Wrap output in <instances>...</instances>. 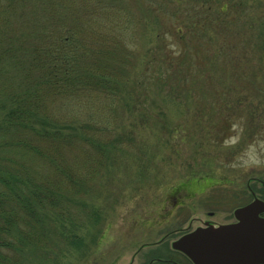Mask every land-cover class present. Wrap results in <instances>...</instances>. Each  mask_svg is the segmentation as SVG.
I'll use <instances>...</instances> for the list:
<instances>
[{"label":"rangeland","instance_id":"1","mask_svg":"<svg viewBox=\"0 0 264 264\" xmlns=\"http://www.w3.org/2000/svg\"><path fill=\"white\" fill-rule=\"evenodd\" d=\"M109 1L115 19L93 7L109 31L94 26L89 56L108 75L126 73L116 134L130 136L94 190L70 202L85 243L65 264H192L173 242L264 201V0ZM126 34L133 52L112 47ZM24 253L25 264L50 257Z\"/></svg>","mask_w":264,"mask_h":264},{"label":"trees","instance_id":"2","mask_svg":"<svg viewBox=\"0 0 264 264\" xmlns=\"http://www.w3.org/2000/svg\"><path fill=\"white\" fill-rule=\"evenodd\" d=\"M100 1L0 0V264H25L27 249L48 252L43 264L81 254L83 216L70 202L94 190L130 136L116 134L127 114L118 108L126 73L108 75L89 56L94 26L109 31L93 7L116 18L113 1ZM129 36L112 47L133 52Z\"/></svg>","mask_w":264,"mask_h":264},{"label":"water","instance_id":"3","mask_svg":"<svg viewBox=\"0 0 264 264\" xmlns=\"http://www.w3.org/2000/svg\"><path fill=\"white\" fill-rule=\"evenodd\" d=\"M264 202L236 210L235 224L200 227L173 243L194 264H264Z\"/></svg>","mask_w":264,"mask_h":264},{"label":"flooded vegetation","instance_id":"4","mask_svg":"<svg viewBox=\"0 0 264 264\" xmlns=\"http://www.w3.org/2000/svg\"><path fill=\"white\" fill-rule=\"evenodd\" d=\"M186 187H187V186H183V188H186ZM183 190H184V189H183ZM209 215H210V216H213L214 213H213V212H210ZM261 216L264 217V214H262ZM234 222H236V219H235ZM234 222H231V223H234ZM226 224H229V223H226ZM212 225H214V223H212V222H210V221H205V222H203V226H212ZM215 225H216V224H215ZM191 231H192V230H191ZM191 231H187V232L184 233L182 236H184V235L190 233ZM182 236H181V237H182ZM179 238H180V237H179ZM189 260H190V259H189ZM191 263L194 264L192 261H191Z\"/></svg>","mask_w":264,"mask_h":264}]
</instances>
